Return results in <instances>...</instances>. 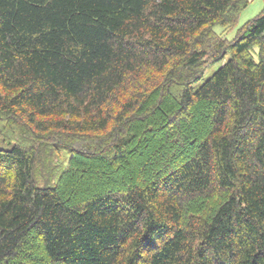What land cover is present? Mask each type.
I'll list each match as a JSON object with an SVG mask.
<instances>
[{
    "label": "trees",
    "instance_id": "16d2710c",
    "mask_svg": "<svg viewBox=\"0 0 264 264\" xmlns=\"http://www.w3.org/2000/svg\"><path fill=\"white\" fill-rule=\"evenodd\" d=\"M249 2L0 0V264H264Z\"/></svg>",
    "mask_w": 264,
    "mask_h": 264
},
{
    "label": "rangeland",
    "instance_id": "374dc122",
    "mask_svg": "<svg viewBox=\"0 0 264 264\" xmlns=\"http://www.w3.org/2000/svg\"><path fill=\"white\" fill-rule=\"evenodd\" d=\"M264 9V0H250L249 4L247 5V7L241 11V13L238 16V20L236 25L231 29V31H225V30H220L221 28L216 27L215 31L216 33H220L225 37H227V39H232L234 37V35L237 33V30H239L241 27H243L246 23L251 22L253 19L256 18V16H258L262 10ZM227 34V35H226ZM219 68L218 65H212L211 67H209L206 72L204 73V77L198 82L195 83L193 85L194 89L199 87L200 84L206 80L207 78H209L213 72L215 70H217ZM0 148L1 149H8L10 148L9 145L5 144L0 136ZM60 162V159L54 157L53 158V164L57 165Z\"/></svg>",
    "mask_w": 264,
    "mask_h": 264
}]
</instances>
